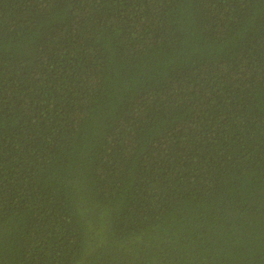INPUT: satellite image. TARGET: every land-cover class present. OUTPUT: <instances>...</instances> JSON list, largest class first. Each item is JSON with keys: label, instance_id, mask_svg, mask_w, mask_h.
<instances>
[{"label": "trees", "instance_id": "obj_1", "mask_svg": "<svg viewBox=\"0 0 264 264\" xmlns=\"http://www.w3.org/2000/svg\"><path fill=\"white\" fill-rule=\"evenodd\" d=\"M0 264H264V0H0Z\"/></svg>", "mask_w": 264, "mask_h": 264}, {"label": "rangeland", "instance_id": "obj_2", "mask_svg": "<svg viewBox=\"0 0 264 264\" xmlns=\"http://www.w3.org/2000/svg\"><path fill=\"white\" fill-rule=\"evenodd\" d=\"M74 249L76 250V248L74 247Z\"/></svg>", "mask_w": 264, "mask_h": 264}]
</instances>
